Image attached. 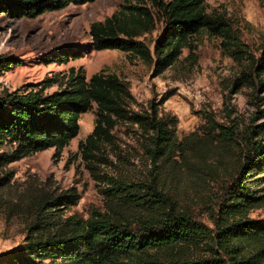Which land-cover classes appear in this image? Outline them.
<instances>
[{"label":"trees","instance_id":"1","mask_svg":"<svg viewBox=\"0 0 264 264\" xmlns=\"http://www.w3.org/2000/svg\"><path fill=\"white\" fill-rule=\"evenodd\" d=\"M88 1L93 0H0V13L35 17ZM204 2L124 0L105 19L92 22L94 46L154 61L158 73L174 62L190 35L204 29L233 39L234 52L244 53L253 73L260 77L264 47L257 57L249 54L221 17L206 12ZM155 7L164 30L154 44V59L149 44L137 37L154 28ZM59 51L47 61L64 62L83 55L71 47ZM16 62V57L0 54V72ZM64 79L48 78L36 86L0 90V186L10 182L14 172L8 166L12 162L50 147L59 155L78 135L81 115L95 105L96 126L80 143L86 153L99 139L110 137L116 121L125 119L150 133L147 149L155 167L158 159L181 149L171 120L159 116L156 107L129 111V84L116 73L99 71L88 79L83 67H71ZM55 83L61 87L46 92ZM255 128V136L244 142L233 128L216 123L209 114L199 126L210 148L241 152L224 187L228 182L229 186L211 215L212 225L183 210L175 196L158 186L155 174L150 182L107 176L105 206H92L88 215L65 212L81 198L76 186L36 193L32 202L21 206L28 221L24 241L0 251V264H264V217L249 215L252 209L264 206V187L255 183L261 177L257 174L264 175V122Z\"/></svg>","mask_w":264,"mask_h":264},{"label":"rangeland","instance_id":"2","mask_svg":"<svg viewBox=\"0 0 264 264\" xmlns=\"http://www.w3.org/2000/svg\"><path fill=\"white\" fill-rule=\"evenodd\" d=\"M123 2L71 3L35 17L0 13V54L18 60L0 72V90L36 86L48 78L64 81L71 67H83L88 79L99 71L116 73L129 84V111L156 107L159 116L171 120L181 149L158 159L155 167L147 149L150 133L125 119L116 121L110 137L99 139L86 153L80 143L96 126L95 105L81 115L78 135L59 155L50 147L9 164L14 174L9 183L0 186V251L24 241L28 221L21 208L32 202L36 193L76 186L81 198L65 212L88 215L92 206H105L107 176L150 182L155 174L158 186L175 196L183 210L212 225L211 215L229 186L228 182L224 187L241 152L210 148L199 126L209 114L216 123L233 128L245 142L255 136V125L264 122V85L260 84L264 73L260 77L253 73L244 53L234 52L233 39L203 29L190 35L174 62L158 73L154 61L145 62L120 49H97L90 33L92 22L105 19ZM204 4L206 12L230 26L241 48L259 56L264 47V0H205ZM153 10L154 28L137 38L149 44L155 59L154 44L162 36L164 22L158 9ZM69 47L83 55L64 62L47 61L59 54V48ZM60 87L55 83L46 92ZM262 174H257L261 177L255 182L259 187H264ZM249 215L264 217V206L252 209Z\"/></svg>","mask_w":264,"mask_h":264}]
</instances>
